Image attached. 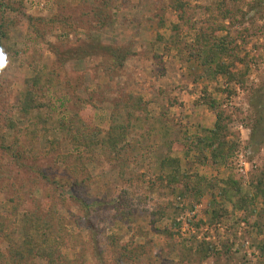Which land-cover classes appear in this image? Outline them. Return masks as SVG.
Segmentation results:
<instances>
[{
	"label": "rangeland",
	"instance_id": "1",
	"mask_svg": "<svg viewBox=\"0 0 264 264\" xmlns=\"http://www.w3.org/2000/svg\"><path fill=\"white\" fill-rule=\"evenodd\" d=\"M22 1L28 15H62L72 25L56 29L44 40L30 35L26 28L16 35L18 54L9 57L2 77L4 102L16 105L31 75L28 62L37 54L48 69L58 67L67 87L66 97L45 112L55 121L79 114L105 137L112 116L123 114L117 106L128 103L131 95L142 103L135 109L128 103L132 126L126 169L115 155L98 150L81 166L78 177L71 175L82 185L69 188V195L84 198L87 210L73 200L63 207L58 204L54 186L43 178L61 181L65 164L55 155H46L47 140L33 142L19 134L21 148L36 152L32 158H38L40 170L36 174L22 171L0 156V222L6 224L16 243L23 244L24 211L34 210V201H40L42 213L54 209L65 223L70 238L67 254L73 264H200L194 254L200 244L221 252L203 264H264V0H226L233 15L218 18L238 48V60H243L236 70H247L242 85L214 78L197 61L196 38L200 30L211 32L208 19L212 13L207 8L222 0H185L190 5L187 17L191 24L180 23L177 31L172 30L179 24L173 0H116L115 13L102 32L84 16L79 0ZM213 14L218 16V11ZM223 35L226 33H220ZM89 38L127 48L132 55L122 69L109 76L103 69L106 59L79 53ZM206 98L220 103L230 117L227 140L236 149L227 165L214 164L208 152L206 162L199 159V139L216 122L205 105ZM19 126L25 130L28 124L20 121ZM59 150L72 156V161L78 156L67 144ZM168 157L179 159L181 174L207 182L172 193L162 181V173L169 172L162 169ZM34 180L40 182L32 185ZM228 181L236 183L233 188L238 186L247 203H240L233 188L231 200L223 197V182ZM19 197L24 198L21 206L14 201ZM14 215L17 224L11 223ZM9 248L0 236L2 253L8 255ZM35 264L44 262L36 260Z\"/></svg>",
	"mask_w": 264,
	"mask_h": 264
},
{
	"label": "trees",
	"instance_id": "2",
	"mask_svg": "<svg viewBox=\"0 0 264 264\" xmlns=\"http://www.w3.org/2000/svg\"><path fill=\"white\" fill-rule=\"evenodd\" d=\"M115 1L79 0L78 4L81 9H85L83 11L84 16L89 21L96 22L99 27L98 31L102 32L101 30L104 27L106 28L115 13ZM225 1L222 0L216 7L207 8V13H212L208 19V24L210 25L208 29L211 32H202L200 30L201 33L196 38L195 43L199 47V50H197V61L206 70L205 73L214 78L221 77L228 84L240 83L242 85L247 76V70L243 72L236 70L238 61L241 62L243 60H238L240 59L237 52L238 48L226 32L225 24L222 22L218 23V18L226 20L233 15L232 11L226 8ZM189 6L185 0H173L172 9L179 20V24L172 27L173 31L179 29L180 23H185L187 26L191 24V20L187 17ZM215 11H218V16L216 17L213 14ZM68 21L69 18H65L62 15L50 18L28 15L22 0H0V47L4 48L8 58L17 55L16 41L14 42V40L17 37L16 35L22 30L26 28L30 35L35 36L38 40H44L49 33L57 31L56 29L70 28L72 23ZM220 33H226V35L220 36ZM53 49V52L58 56L59 52L56 48L53 47ZM82 51L79 53H82L85 57H102L106 59L103 69L109 76L122 69L132 55L131 50L127 48L105 45L97 39L89 40L83 46ZM28 65L31 75L25 80L24 87L14 106L7 101L4 102L2 77L7 68L0 74V156L7 159L9 166L13 165L22 171L36 174L40 170L37 165L39 163L38 158H32V155L35 156L36 152L33 149L21 148L22 141L19 134L24 133L33 142L35 140L39 141V139L47 140L50 146L49 150L45 152L46 155L57 156V160L65 164L66 173L64 175L65 178L61 179V181L57 178L51 179L46 176L43 179L54 186L58 194L56 196L59 199L58 204L61 207L73 200L75 203L78 202L82 209L87 210L88 203L84 198L75 199L72 195H69V188H79L82 185V183L75 182L71 175L78 177L77 175L81 172V166H86V161L91 160L93 158L92 154H95L98 150L115 155L119 160L120 167L123 170L126 169L127 138L132 126L130 121L132 112L128 103H132L134 109L139 108L142 99L131 95L128 103L117 106V108L122 107L120 110L128 117L125 119L123 114L115 113L112 116L113 124L110 130L105 137H102L101 131L93 129L88 121L89 119L86 117L83 119V116L79 114H73L70 119L66 117L59 121H55L52 116L46 114V111L55 107L56 102L62 101V97H66L67 87L60 79L61 74L58 67L53 66L48 69L40 61L37 54H33ZM205 105L214 113L216 122L214 127L206 129L205 135L199 139L197 149L200 150L202 156L199 159L203 163L206 162L208 158L205 153L208 152L214 164L227 165L236 149V146L227 140L231 135L227 123L230 121V117L223 111L221 104L212 98H206ZM262 120L257 122V124L261 125ZM20 121L28 124L25 130L20 128ZM11 133L14 137H10ZM53 133L55 137L51 138ZM253 133H255V130H253ZM252 137L254 138L253 135ZM64 144L77 150L78 156L75 157L74 161H72V156L60 153L59 148ZM28 161L32 163L30 164ZM162 169L169 171L162 173V181L166 183V187L172 193H177L179 189L181 192L183 188L186 191L196 189L195 187H198L203 181L207 182L203 178L195 180V178L192 179V177L181 174L180 161L177 158H166L162 162ZM1 173L2 170L0 168V179L3 177ZM40 173L39 175H43L42 172ZM185 179L190 180L192 186L185 184ZM39 182L40 180H34L31 183L32 185H37ZM223 183L226 186L222 188L221 194L231 200L229 191L236 183L234 181ZM237 188L234 187L233 190L238 191L237 195H240V203L241 201L242 204L247 203L241 197V191ZM185 190H183V194ZM262 198H264V193ZM14 201H17L18 206H21L24 198L19 197ZM58 204L55 203V206L58 207ZM34 207L36 210L28 209L24 211L22 228L25 233L22 245L16 243L15 238L13 239L11 234L7 232L8 227L6 224L0 222V236L5 238L10 246L8 255H5L0 250V263L35 264L36 260H41L44 264H73L70 259L71 256L67 254L70 249V238L65 223L59 219V212L52 208L55 212L52 210V212L44 211L45 213H42L40 201H34ZM14 217L15 222L11 221V223L17 224L16 215ZM15 231H17V228H15ZM14 233H19V231ZM194 254L197 256L196 260L203 264L212 256L221 255V252L213 246L200 244L196 247ZM188 259L191 262L192 258L190 256H188Z\"/></svg>",
	"mask_w": 264,
	"mask_h": 264
},
{
	"label": "clouds",
	"instance_id": "3",
	"mask_svg": "<svg viewBox=\"0 0 264 264\" xmlns=\"http://www.w3.org/2000/svg\"><path fill=\"white\" fill-rule=\"evenodd\" d=\"M8 64V54L6 53L3 47H0V74H2L4 70L8 67Z\"/></svg>",
	"mask_w": 264,
	"mask_h": 264
}]
</instances>
